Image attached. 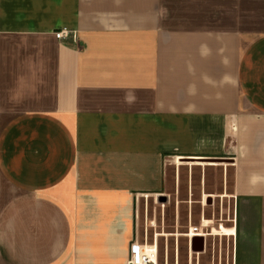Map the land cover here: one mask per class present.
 <instances>
[{
  "label": "crops",
  "instance_id": "1",
  "mask_svg": "<svg viewBox=\"0 0 264 264\" xmlns=\"http://www.w3.org/2000/svg\"><path fill=\"white\" fill-rule=\"evenodd\" d=\"M255 6L0 0V264H128L138 200L184 156L234 161L230 218L188 264H264Z\"/></svg>",
  "mask_w": 264,
  "mask_h": 264
},
{
  "label": "rangeland",
  "instance_id": "2",
  "mask_svg": "<svg viewBox=\"0 0 264 264\" xmlns=\"http://www.w3.org/2000/svg\"><path fill=\"white\" fill-rule=\"evenodd\" d=\"M255 7V29L264 31V0H256ZM172 160L160 194L137 202V232L141 243L157 242L159 264H188L190 254H200L190 248L186 235L190 228L207 220L204 230L212 232V225L230 218L234 161L186 156Z\"/></svg>",
  "mask_w": 264,
  "mask_h": 264
},
{
  "label": "built area",
  "instance_id": "3",
  "mask_svg": "<svg viewBox=\"0 0 264 264\" xmlns=\"http://www.w3.org/2000/svg\"><path fill=\"white\" fill-rule=\"evenodd\" d=\"M70 32L66 29L57 30L56 37L63 39L69 35ZM207 227L204 222L201 226L191 227L189 232L186 234L189 240L195 235H207L209 232L204 229ZM128 264H159V250L157 242L139 243L134 241L130 248V257Z\"/></svg>",
  "mask_w": 264,
  "mask_h": 264
},
{
  "label": "water",
  "instance_id": "4",
  "mask_svg": "<svg viewBox=\"0 0 264 264\" xmlns=\"http://www.w3.org/2000/svg\"><path fill=\"white\" fill-rule=\"evenodd\" d=\"M213 162H220V161H213ZM204 237L197 235L194 236L191 239V250H193L196 253H201L204 251L205 247H204Z\"/></svg>",
  "mask_w": 264,
  "mask_h": 264
},
{
  "label": "bare ground",
  "instance_id": "5",
  "mask_svg": "<svg viewBox=\"0 0 264 264\" xmlns=\"http://www.w3.org/2000/svg\"><path fill=\"white\" fill-rule=\"evenodd\" d=\"M204 222H205V225H207V224H209L210 222L209 221H207V220H204ZM214 232H221V233H226V232H228V230L225 228V227H221V229H219V231L216 229V228H214Z\"/></svg>",
  "mask_w": 264,
  "mask_h": 264
}]
</instances>
